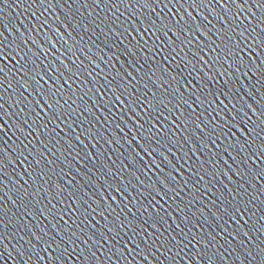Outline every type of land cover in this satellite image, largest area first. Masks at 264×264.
<instances>
[{
    "label": "snow or ice",
    "instance_id": "1",
    "mask_svg": "<svg viewBox=\"0 0 264 264\" xmlns=\"http://www.w3.org/2000/svg\"><path fill=\"white\" fill-rule=\"evenodd\" d=\"M257 6L262 7L264 5H261L259 3V0H257ZM261 46L264 47V38H262V40H261ZM241 52H242V50H239V51L230 52V54L233 55L239 62V60L242 59ZM3 55H4L3 49L0 48V56H3ZM0 71H2V69H0ZM260 149H264V143L260 144ZM258 152H259V149H258Z\"/></svg>",
    "mask_w": 264,
    "mask_h": 264
}]
</instances>
